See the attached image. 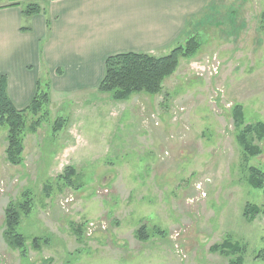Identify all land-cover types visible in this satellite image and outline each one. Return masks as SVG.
I'll return each mask as SVG.
<instances>
[{
    "label": "rangeland",
    "instance_id": "1",
    "mask_svg": "<svg viewBox=\"0 0 264 264\" xmlns=\"http://www.w3.org/2000/svg\"><path fill=\"white\" fill-rule=\"evenodd\" d=\"M263 13L264 0H213L186 35L198 36L200 52L180 59L161 94L118 101L97 89L53 92L50 120L27 133L20 165L8 162L0 126V264H230L241 255L243 264H264V216L243 215L247 203L264 204L263 191L246 183L249 166L264 170V133L249 135L261 153L247 154L232 114L240 105L248 123H264ZM60 116L82 132L67 156V127L52 128ZM67 165L84 187L56 184ZM28 189L34 209L19 227L29 243L25 258L4 230L7 205ZM142 224L147 240L136 236ZM34 237L48 242L35 249ZM223 244L231 257L212 251Z\"/></svg>",
    "mask_w": 264,
    "mask_h": 264
},
{
    "label": "crops",
    "instance_id": "2",
    "mask_svg": "<svg viewBox=\"0 0 264 264\" xmlns=\"http://www.w3.org/2000/svg\"><path fill=\"white\" fill-rule=\"evenodd\" d=\"M24 1L0 2V76L7 77L8 94L18 108L30 103L44 75L51 97L53 92L88 94L96 91L109 55L168 54L187 40L213 0H45L34 15L23 13ZM71 123L64 133L66 156L82 135Z\"/></svg>",
    "mask_w": 264,
    "mask_h": 264
},
{
    "label": "trees",
    "instance_id": "3",
    "mask_svg": "<svg viewBox=\"0 0 264 264\" xmlns=\"http://www.w3.org/2000/svg\"><path fill=\"white\" fill-rule=\"evenodd\" d=\"M3 0H0V2ZM21 0H11L9 5H20ZM41 6L37 3H29L23 5V13L25 15H34L40 13ZM264 23V13H263ZM262 28H264L262 26ZM25 29H29L25 28ZM202 43L197 35L190 36L184 43H179L168 54L156 56L147 52L127 51L109 55L105 60V72L101 79L97 90L107 93L114 100L124 101L130 99L138 93H147L150 95H158L165 91L164 81L172 76L180 64L181 58L193 59L200 52ZM61 70L58 69V73ZM168 93V92H167ZM169 94V93H168ZM51 82L49 80H39L37 90L30 103L24 108H18L11 100L7 89V77L0 76V126L7 128V147L6 158L13 165H20L25 161V138L27 133H36L44 122H48L51 117ZM235 127L240 130L238 134L239 143L243 144L247 154L256 156L261 150L256 147H250L249 135L253 131L264 133V123L256 124L246 123L244 108L236 105L232 111ZM32 115L31 121L28 123V117ZM69 123V119L58 117L52 122L53 132L63 130ZM65 129V128H64ZM248 159V158H247ZM246 159V161H247ZM247 171V184L251 187L261 189L264 193V170L249 166ZM78 176L77 167L74 165L65 166L62 173L57 175V185L60 188H82L84 184L76 185L75 178ZM44 189L48 194L51 193L52 186L45 183ZM50 191V192H49ZM23 198L19 201H11L5 209V230L4 237L11 247L20 250L22 257H27L29 251V243L26 235L19 230L22 217L29 215L34 209V198L30 189L22 194ZM244 218L248 222L254 221L257 216H264V204L258 205L247 203L244 208ZM83 226L77 228L80 229ZM147 225L142 224L136 230V236L141 240L149 238ZM81 229V233H83ZM41 237L32 238V246L39 249L41 246ZM47 243V239H43ZM42 241V242H43ZM230 245H216L212 247V251H218L225 256L231 257L232 252L229 251ZM236 251L243 252L241 247H237ZM264 260V250L258 255ZM243 256L236 259H230V264H243Z\"/></svg>",
    "mask_w": 264,
    "mask_h": 264
},
{
    "label": "built area",
    "instance_id": "4",
    "mask_svg": "<svg viewBox=\"0 0 264 264\" xmlns=\"http://www.w3.org/2000/svg\"><path fill=\"white\" fill-rule=\"evenodd\" d=\"M66 198H67V197H66ZM66 198H65V199H66ZM65 199H64V200H65ZM64 200H63V201H64ZM91 226H93V224H92V223H90V225H88V227H89V228H90Z\"/></svg>",
    "mask_w": 264,
    "mask_h": 264
}]
</instances>
